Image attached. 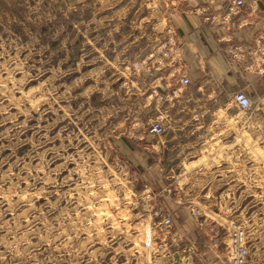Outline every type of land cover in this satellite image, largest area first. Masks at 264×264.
<instances>
[{
    "label": "rangeland",
    "instance_id": "obj_1",
    "mask_svg": "<svg viewBox=\"0 0 264 264\" xmlns=\"http://www.w3.org/2000/svg\"><path fill=\"white\" fill-rule=\"evenodd\" d=\"M141 3L0 0V264H186L190 243L174 233L183 208L212 214L197 219L227 264L240 233L246 264H264V91L240 109L216 90L198 118L143 108L103 41L146 14ZM156 118L161 135L148 132ZM132 126L161 136L165 161L192 167L170 171L163 190L144 186Z\"/></svg>",
    "mask_w": 264,
    "mask_h": 264
},
{
    "label": "crops",
    "instance_id": "obj_2",
    "mask_svg": "<svg viewBox=\"0 0 264 264\" xmlns=\"http://www.w3.org/2000/svg\"><path fill=\"white\" fill-rule=\"evenodd\" d=\"M229 2L142 0L141 6L135 5L134 10L143 8L147 13L130 20L124 33L116 31L104 40L99 37L101 41L111 42L107 57L114 68L121 70L120 77L132 99L140 97L143 108L154 103L160 117L190 113L193 118H198L199 109V116L213 113L216 90L227 88L232 91V96L238 90L248 96L255 91H264V0H244L237 13L225 17ZM166 12L167 17L163 15ZM167 26L173 27L178 35L182 59L179 61L175 55L167 57L150 71L144 66L140 69L133 67L131 59L147 57ZM258 37H261L260 41ZM235 46L240 51H235ZM151 63L154 65L155 62ZM184 75L190 79L186 85L180 83ZM124 135H116V138ZM124 137H128L132 144L137 143L133 158L145 170L142 176L144 186H159L163 190L168 185L170 171L193 165L184 160L165 161L167 147L161 136L154 142V136L149 135L145 127L132 126ZM151 153L157 155L156 161L151 162ZM199 214L205 219L206 216L212 217L208 210L201 208L198 216L188 208L175 211L174 233L190 243L189 257H180L181 262L227 264L223 250L213 243L214 233L204 226L205 221L197 219ZM203 234L209 235L210 244L201 245L199 238Z\"/></svg>",
    "mask_w": 264,
    "mask_h": 264
},
{
    "label": "built area",
    "instance_id": "obj_3",
    "mask_svg": "<svg viewBox=\"0 0 264 264\" xmlns=\"http://www.w3.org/2000/svg\"><path fill=\"white\" fill-rule=\"evenodd\" d=\"M244 0H230L226 7L225 17L237 13L242 7ZM258 41L261 40V37L257 38ZM178 35L173 29V27H168L165 29L164 35L154 44V47L146 55L147 57L142 58L140 61L141 66H144L149 71L152 67H155V64H159L163 59L175 55V57L180 61L182 59L181 52L179 51L180 45L177 42ZM235 51H240L239 47H233ZM178 51V52H177ZM236 52H233L235 55ZM151 62H155L154 65ZM156 64V65H157ZM137 64L134 65L136 67ZM190 82V79L187 75H184L180 78V83L186 85ZM233 100L235 105L240 109H249L252 106L251 99L249 96L242 90L235 91L233 94ZM165 127L161 123V120L156 118L151 120L148 123V132L153 135H161L164 133ZM166 222H168L166 220ZM231 252L233 254L231 264H246L247 259V249L243 241V236L236 234L233 243L231 245Z\"/></svg>",
    "mask_w": 264,
    "mask_h": 264
},
{
    "label": "bare ground",
    "instance_id": "obj_4",
    "mask_svg": "<svg viewBox=\"0 0 264 264\" xmlns=\"http://www.w3.org/2000/svg\"><path fill=\"white\" fill-rule=\"evenodd\" d=\"M149 229V228H148ZM149 231V230H148ZM148 238V237H147Z\"/></svg>",
    "mask_w": 264,
    "mask_h": 264
}]
</instances>
